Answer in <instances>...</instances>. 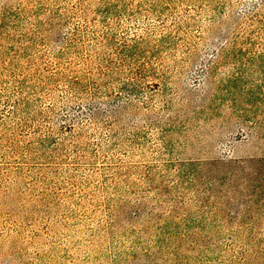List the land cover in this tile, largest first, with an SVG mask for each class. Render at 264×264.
<instances>
[{"label":"rangeland","instance_id":"1","mask_svg":"<svg viewBox=\"0 0 264 264\" xmlns=\"http://www.w3.org/2000/svg\"><path fill=\"white\" fill-rule=\"evenodd\" d=\"M0 264H264V0H0Z\"/></svg>","mask_w":264,"mask_h":264}]
</instances>
